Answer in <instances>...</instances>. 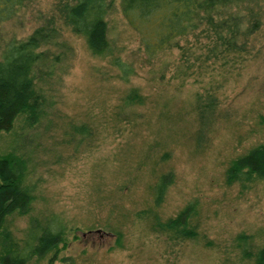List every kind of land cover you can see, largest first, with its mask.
<instances>
[{"label": "rangeland", "instance_id": "obj_1", "mask_svg": "<svg viewBox=\"0 0 264 264\" xmlns=\"http://www.w3.org/2000/svg\"><path fill=\"white\" fill-rule=\"evenodd\" d=\"M57 4L26 0L0 26V52L9 38H24L53 16L59 31L39 48L46 52L34 69L42 98L37 120L28 124L23 113L0 131V155L23 157V183L35 184L29 211L9 215L5 226L21 238L31 217L59 214L65 243L53 264H253L237 236L247 235L252 252L264 243V181L227 183L225 171L264 142V5L254 6L260 24L240 38L243 51L195 62L184 78L176 46L145 60L137 31L114 0L107 14L112 52L135 67L124 81L111 55H92L56 15ZM131 86L142 102L126 107L122 97ZM208 92L215 109L202 124L197 93ZM77 124L88 132L76 131ZM169 171L173 180L156 205L154 185ZM189 201L195 238L154 230L155 215L165 220ZM50 256L28 264H47Z\"/></svg>", "mask_w": 264, "mask_h": 264}, {"label": "trees", "instance_id": "obj_2", "mask_svg": "<svg viewBox=\"0 0 264 264\" xmlns=\"http://www.w3.org/2000/svg\"><path fill=\"white\" fill-rule=\"evenodd\" d=\"M25 1L0 0V26L16 16ZM119 1L124 17L139 35L145 60L150 61L160 52L176 46L180 51L177 70H183L178 76L184 78L190 76L188 70L195 62H214L230 53L243 51L245 41L240 38L260 24L259 12L254 6L261 9L264 5V0ZM57 3L56 15L73 32L85 38L90 53L98 57L111 55L110 63L117 69L120 79L128 81L135 74V67L120 54H113L108 36L107 14L114 7V0H57ZM243 9L245 14L240 11ZM49 21L35 27L24 38H9L1 49L0 131L10 130L14 120L23 113L27 123L32 124L41 112L42 98L35 90L34 69L45 56L46 51L39 49L41 45L51 43L59 33L55 17ZM182 38L185 39L183 43L180 42ZM197 99V113L205 124L215 109V98L208 92L205 96L197 93ZM141 102L137 86L129 87L122 97V105L126 107ZM74 129L81 134L88 132L85 124L74 125ZM25 173L23 157L13 152L0 155V264H28L48 254L51 256L47 264H53L58 258L60 244L65 243L66 224L59 214L52 212L45 220L31 217L21 238L14 237L5 226L9 215L28 212L34 201L35 184L23 183ZM254 179L264 181V142L233 158L225 171L227 183L246 184ZM172 180L171 171L158 177L154 185L156 205L162 201ZM193 211L194 203L189 201L176 215L165 220L155 215L153 228L174 240L195 238L198 231L191 222ZM237 237L243 253L253 254V264H264V243L252 252L247 248V235L239 233Z\"/></svg>", "mask_w": 264, "mask_h": 264}, {"label": "water", "instance_id": "obj_3", "mask_svg": "<svg viewBox=\"0 0 264 264\" xmlns=\"http://www.w3.org/2000/svg\"><path fill=\"white\" fill-rule=\"evenodd\" d=\"M94 231H95V232H100L101 229L98 228V229H95ZM88 232H90V230H89Z\"/></svg>", "mask_w": 264, "mask_h": 264}]
</instances>
